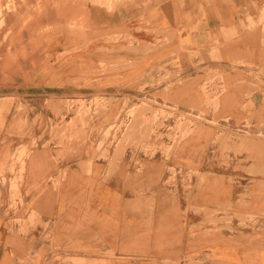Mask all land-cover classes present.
<instances>
[{
    "label": "crops",
    "instance_id": "0c3cea01",
    "mask_svg": "<svg viewBox=\"0 0 264 264\" xmlns=\"http://www.w3.org/2000/svg\"><path fill=\"white\" fill-rule=\"evenodd\" d=\"M247 8L244 0H51L40 15L21 23V63L28 81L7 87L0 95V143L18 121H28L26 135L36 132L37 142L31 147L34 153L22 185L28 204L24 217L35 211L44 222L51 221L54 245L37 258L45 228L38 224L30 236L16 238L10 231L15 213L1 203L0 264H264V220L255 229L242 230L247 238L236 226L216 231L205 224L208 210L236 199L237 185L228 182L231 173L218 171L211 179L213 186L202 189L195 186V177L190 190L183 188L181 179L165 184L169 171L164 164L169 167L172 163L131 151L116 160L112 154L92 157L90 150L76 148L50 164L46 163L39 129L42 113L48 122L43 94L90 95L100 91L101 83L103 91H118L149 78L153 66L167 59L170 50L207 53L219 41V58L209 65L229 67L235 58L248 60L250 56L263 60V49L232 36ZM85 14L92 29L82 36L69 29V22ZM14 19L7 13V25ZM150 29L171 40L155 52L144 53L119 50L127 44L122 40L109 44L103 39L134 30L135 41L142 48L154 39ZM224 30L229 35H224ZM95 37L102 38L72 51V41ZM102 48L116 49L110 55L136 62L111 74L91 75L87 81L72 83L83 70L92 69L99 57L106 56ZM67 49L71 51L59 61ZM193 97L190 87L186 98ZM52 150L54 157L57 151L68 152L61 146ZM7 152V145L0 144V165ZM46 169L52 171L55 182L59 177V185L46 184ZM3 200L8 201L6 195Z\"/></svg>",
    "mask_w": 264,
    "mask_h": 264
},
{
    "label": "rangeland",
    "instance_id": "374dc122",
    "mask_svg": "<svg viewBox=\"0 0 264 264\" xmlns=\"http://www.w3.org/2000/svg\"><path fill=\"white\" fill-rule=\"evenodd\" d=\"M49 1L0 0V95L6 93L7 87L28 81L29 74L21 63V40L18 38L21 23L40 15ZM244 2L247 14L239 20V27L233 30L232 36L238 41L247 39L250 46L264 50V0ZM7 13L14 15V23L10 21L7 25ZM69 29L85 33L92 28L85 14L74 16ZM148 31L154 39L142 48L135 41L134 30L103 39L109 44L125 42L127 45L119 50L144 53L155 52L171 40L169 36L161 38L156 29ZM252 36L259 39H249ZM100 38L74 40L71 49L77 51ZM216 44L207 53L170 50L167 59L163 56L165 59L153 66L146 76L149 78L144 77L118 91H103L105 86L101 83L100 91L90 95L43 94L48 122L42 113L39 129L46 163L52 164L76 148L90 150L92 157L107 158L112 154L116 160L131 151L147 159L162 158L172 163L169 167L164 164L169 171L165 184L181 179L183 188L190 190L195 177V186L202 189L213 186L211 179L218 176V171L231 173L228 182L237 185L236 199L233 203L220 204L219 209L208 210L205 224L216 231L234 230L236 226L239 234L247 238L242 230L255 229L264 220V59L256 61L250 56L248 60L235 58L229 67L209 65L219 58L220 42ZM114 50L100 49L106 56L99 57L92 69H89L91 66L83 70L72 83L135 64L131 59L110 55ZM69 51L61 53L59 61ZM190 87L194 92L192 100L186 98ZM20 110L18 104L17 111ZM27 124L28 121L23 124L18 121L2 136L0 144L7 145L8 152L5 163L0 165V204L4 203V207L15 213L10 219V231L16 238L30 236L38 224L45 228L38 258L52 249L54 236L51 221L44 222L35 211L24 217L28 204L22 195V185L28 171L27 162L32 160L34 153L31 147L37 142L35 131L25 134ZM53 146H61L68 152L57 151L54 157ZM45 180L51 186L60 183L59 177L55 182L52 171L46 172ZM109 257H113V253Z\"/></svg>",
    "mask_w": 264,
    "mask_h": 264
}]
</instances>
